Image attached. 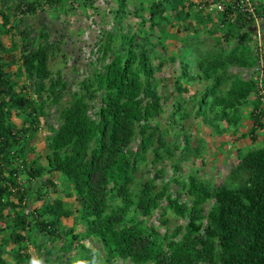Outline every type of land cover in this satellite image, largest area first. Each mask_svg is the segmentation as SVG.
<instances>
[{
    "label": "trees",
    "instance_id": "1",
    "mask_svg": "<svg viewBox=\"0 0 264 264\" xmlns=\"http://www.w3.org/2000/svg\"><path fill=\"white\" fill-rule=\"evenodd\" d=\"M1 1L0 264H67L61 254L78 250L81 264H264V145L239 151L217 187L193 175L185 182L180 173L202 147L191 146L189 121L220 136L236 133L246 118L252 142L264 130L255 20L233 16L239 0H112L116 27L95 44L96 62L73 91L50 70L58 42L24 19L46 9L70 12L83 0H19L9 7ZM250 1L264 23V0ZM218 4L223 12L213 10ZM198 6L202 32L189 22ZM168 26L185 34L169 59ZM165 64L170 86L159 76ZM166 85L171 92H162ZM50 106L58 108V127L48 125L49 136L36 148ZM72 197L69 207L64 199ZM156 212L165 233L149 224ZM169 212L184 224L169 229ZM70 218L82 233L63 226ZM86 239L99 243L102 255Z\"/></svg>",
    "mask_w": 264,
    "mask_h": 264
},
{
    "label": "rangeland",
    "instance_id": "2",
    "mask_svg": "<svg viewBox=\"0 0 264 264\" xmlns=\"http://www.w3.org/2000/svg\"><path fill=\"white\" fill-rule=\"evenodd\" d=\"M18 1L19 0H2L1 3L5 5L7 2L6 6L9 7ZM193 1L200 5L204 0ZM199 8H201V6L194 7L190 12L191 19L189 22L196 28L199 27H197L195 14L199 11ZM112 10H117V5L112 0H83V2H79L78 7L74 10L72 9L70 12L58 11L56 13H51L46 9L44 12L39 11L36 15L28 16L24 19V25L32 28L34 32L39 29H44L50 36V42H58L59 49L55 48V55L51 57L49 66L54 74L59 73L61 75L63 80L67 83L69 91L77 90V84L89 76L92 67L90 64L96 62V57L98 55L93 56L92 54V51L96 50L95 44L98 42L104 43L106 34L115 29L116 21L114 20L115 16ZM213 10H215V7ZM130 19L131 18L127 17L126 20ZM126 20L122 19L121 21L123 22L121 25L124 27L126 26ZM135 28H137L136 25H134V29ZM197 30L202 32L201 27ZM256 30L261 34L260 38L256 39L263 45L264 23H260ZM184 36L185 34L183 33L177 34L176 28L166 27L163 37L167 38L166 40L164 39V41L168 59L174 56L176 51L180 48V40L184 38ZM203 37L204 35L202 38ZM2 41L4 45L8 46L6 38H2ZM171 72L172 69L169 64H165L159 75L161 78H164L162 82H165L169 86L170 81L168 78L171 76ZM242 77L248 78L249 74L247 72L242 73ZM21 85L22 82L19 83V86ZM168 85L162 87V92L168 88V92H171V88L168 87ZM254 98L255 97H253V99ZM68 100L69 96L65 95L62 103L64 104ZM39 101L40 99L38 102ZM168 105H170L169 102L164 105L167 111ZM45 112L47 116L42 119L41 128L34 136L36 148H40L42 144L44 145L46 138L49 136L48 125H53L55 128L58 127V108L50 106L46 108ZM13 118L17 120L15 116ZM187 125H189L188 134L191 136V146L195 147L198 146L197 144L201 143L202 147L194 149L192 156L196 157L192 158L190 162L181 164V178L184 179L185 182L188 176L193 175L200 182L210 187H217L226 180L231 169L237 164L239 151L245 152L264 145V130L257 132L258 138L255 142H252L249 135L252 124L246 118H244L243 126L239 128L236 133L226 132L220 136L214 135L212 131L203 126L198 119L189 121ZM242 134H244V137L241 136ZM40 152L45 154V151ZM163 166L166 180H168L171 176V167L165 163ZM171 190L175 193H180L182 200L186 199L185 190L183 191L181 188L174 185H171ZM39 206V204H34L31 206V209L38 208ZM159 214L160 212L153 214L149 218V224L152 226H159V231L165 233V228L160 225L162 219H160L161 217H159ZM166 219L169 220L168 227L171 230L178 225L184 224V221L175 217L172 212L167 214ZM62 222L63 226L73 227L74 233H82L84 231V228L74 222L72 218L62 220ZM83 244L96 255L102 253L100 244L93 239H86L83 241ZM31 252L33 254L32 249ZM81 254L82 252L78 250L71 254L63 253L61 257L63 262L67 264H78L79 262L81 264L84 260H79ZM32 257L35 258V255L33 254ZM7 260L10 261L9 258H7ZM10 264H12L11 261ZM115 264L130 263L128 261H117Z\"/></svg>",
    "mask_w": 264,
    "mask_h": 264
},
{
    "label": "built area",
    "instance_id": "3",
    "mask_svg": "<svg viewBox=\"0 0 264 264\" xmlns=\"http://www.w3.org/2000/svg\"><path fill=\"white\" fill-rule=\"evenodd\" d=\"M224 7L222 4H218L215 6V9L218 12H223L224 11ZM234 13L233 16H237V15H243V14H247V15H251L254 20H255V24L254 27L257 28V26L260 23H263V21H261L260 19H257V17H255V7L251 4L250 0H239L238 3L236 4V8L234 9ZM256 35L257 38H260V33L256 30ZM256 51V56L258 57V66L256 68V75H255V82H256V97L260 98L262 102H264V72H263V68H264V48H262V44L259 42L258 47L255 49Z\"/></svg>",
    "mask_w": 264,
    "mask_h": 264
},
{
    "label": "crops",
    "instance_id": "4",
    "mask_svg": "<svg viewBox=\"0 0 264 264\" xmlns=\"http://www.w3.org/2000/svg\"><path fill=\"white\" fill-rule=\"evenodd\" d=\"M56 185H57L58 189L60 190V193L63 194L65 191L64 186H62V184L58 181H56ZM64 203L68 204L69 207H71L72 205L74 206L75 205V199L73 197L64 199ZM64 220H66V219H64Z\"/></svg>",
    "mask_w": 264,
    "mask_h": 264
},
{
    "label": "clouds",
    "instance_id": "5",
    "mask_svg": "<svg viewBox=\"0 0 264 264\" xmlns=\"http://www.w3.org/2000/svg\"><path fill=\"white\" fill-rule=\"evenodd\" d=\"M253 29H254V31L256 30L255 27H253ZM32 264H37V262L36 261H33Z\"/></svg>",
    "mask_w": 264,
    "mask_h": 264
}]
</instances>
